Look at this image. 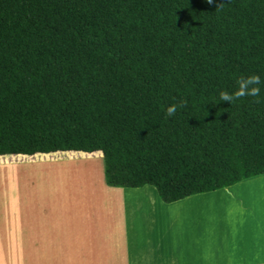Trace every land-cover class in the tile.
I'll use <instances>...</instances> for the list:
<instances>
[{
    "label": "trees",
    "instance_id": "1",
    "mask_svg": "<svg viewBox=\"0 0 264 264\" xmlns=\"http://www.w3.org/2000/svg\"><path fill=\"white\" fill-rule=\"evenodd\" d=\"M101 154L164 204L264 175V0H0V163Z\"/></svg>",
    "mask_w": 264,
    "mask_h": 264
},
{
    "label": "rangeland",
    "instance_id": "2",
    "mask_svg": "<svg viewBox=\"0 0 264 264\" xmlns=\"http://www.w3.org/2000/svg\"><path fill=\"white\" fill-rule=\"evenodd\" d=\"M106 187L102 154L99 159L0 163V211H6L3 206L8 207L9 202L17 205L19 201L26 209V218L37 225L41 221L42 227V234L15 239L11 231L4 234L0 216V264H121L119 252L116 263L94 253L105 249L101 244L104 234L115 240L109 250L118 248L121 256L127 252L129 263L139 259L140 264H264L259 241L264 229V175L193 195L168 207L157 206L160 200L153 187L148 186L153 191L143 188L133 193L131 199L137 197L139 203L153 208L147 212L148 206L142 210L125 205L129 223L125 224L121 248L118 208L106 218L104 210L95 205L101 198L103 204L107 201ZM80 197L85 198L84 204L89 197L95 200L87 213L92 216L89 228L94 235L83 233L75 217L66 213L71 202L80 201L77 206L81 209ZM9 214L15 219L11 210ZM172 228L177 239H170L169 249L158 247L159 241L167 240L168 232L173 235Z\"/></svg>",
    "mask_w": 264,
    "mask_h": 264
},
{
    "label": "crops",
    "instance_id": "3",
    "mask_svg": "<svg viewBox=\"0 0 264 264\" xmlns=\"http://www.w3.org/2000/svg\"><path fill=\"white\" fill-rule=\"evenodd\" d=\"M244 181V180H243ZM143 188H149V190H152V188L150 189V187L148 186H143L142 188H136V189H132V188H108L106 187V191H105V199L107 200L104 204L101 202L102 198L100 199L99 203H97L92 197H89L86 199L87 204H84V200L85 198L80 197V200H82V206L81 209L77 206L79 204L80 201L77 202H71V204L66 205L67 209H66V213L71 214L72 216L75 217V224L77 226H79L80 229L83 230V233L85 232L87 233H92L93 231L90 230V226L92 225V216H88V210H90V208L92 209L93 207V200L95 201V205H97V207L100 208V210H104L105 212V217L108 218L110 216V213L116 208H118L117 210V214L116 216L118 217L116 220L119 221V225H120V232L119 233V242H120V247H122V241L124 240V238H126L125 236L122 237L124 231H125V224L129 223V217L124 215L126 209H125V205H130V208L135 209L136 207H143L142 210L145 208V203H139L140 199L135 197V199H131V196L134 195L133 193L137 192V191H142ZM154 190V189H153ZM152 190V191H153ZM104 192V191H103ZM73 197L71 196L69 199H72ZM84 199V200H83ZM128 202H127V200ZM157 203L158 201L156 199H154ZM10 201V200H9ZM161 201H159V206H165V204H161ZM182 202L181 200L177 203ZM18 204L15 205V201H13V203L9 202V208L7 206H3V209L5 208L6 211L2 212L0 211V216H2V229L4 234L7 232H12L10 234H15V239H25V235H27V237H29L30 234H42V227L40 226L41 221L38 222V225L36 223V221H33L32 218L31 219H27L26 218V209L23 206V203H19V201L17 202ZM77 203V204H76ZM176 203V202H175ZM7 204V203H5ZM156 204V203H155ZM174 204V203H173ZM171 204V205H173ZM169 204H166L165 207H168ZM152 206H148V208ZM7 208V209H6ZM127 208V207H126ZM129 208V207H128ZM16 209V212L14 211ZM11 210L12 213L15 214V219H13L10 214L9 211ZM145 211H147V209H145ZM147 212H150V208ZM129 213V212H128ZM2 214V215H1ZM5 214V215H4ZM4 215V217H3ZM130 216V214H129ZM27 219V220H26ZM162 220H164V217H162ZM168 220V224H169ZM163 222V221H162ZM31 223L34 224V226H31ZM171 226V224H169ZM264 226V225H263ZM113 227V226H112ZM173 227V226H172ZM16 228L15 232H13V229ZM87 230V231H85ZM172 230V234H170V232L167 233V240H161L158 243V247H164L168 248V245H170V239L175 240L177 239V237H175V233H173V228L169 229V231ZM175 232V231H174ZM94 235V234H93ZM174 236V237H173ZM157 238V237H156ZM158 239V238H157ZM5 240V239H4ZM95 241V240H94ZM259 241H262V243L260 245H262L263 250H264V229H263V234L260 235ZM81 242V241H80ZM134 242H136L138 245L141 244V242L138 241V239H134ZM158 242V241H157ZM112 243L115 244V240L108 234H104V237H102V242L101 244L104 245L105 249H103L102 251L99 250V252L96 249V252L94 251V253L99 256V258H104V259H112V261H114V263H116L115 260L116 257L118 256V252L120 257H122L120 260L121 264H134L136 262V264H140L141 261H139V259L133 260L132 262L129 263L128 259H127V252H125L124 256H121L123 254V252L121 253L118 248H116V251L111 252L109 250V246L112 245ZM164 243V244H163ZM5 246V244H3ZM25 245V244H24ZM83 245V243H82ZM119 245V243H118ZM165 245V246H164ZM97 245L94 244L93 247H96ZM127 246V245H126ZM127 248V247H126ZM91 249V248H90ZM124 249V247H123ZM122 249V250H123ZM169 249V248H168ZM92 250V249H91ZM130 250V249H129ZM129 253L131 254V252L129 251Z\"/></svg>",
    "mask_w": 264,
    "mask_h": 264
},
{
    "label": "clouds",
    "instance_id": "4",
    "mask_svg": "<svg viewBox=\"0 0 264 264\" xmlns=\"http://www.w3.org/2000/svg\"><path fill=\"white\" fill-rule=\"evenodd\" d=\"M206 2L211 4L212 0H206ZM220 4L217 5L216 9ZM260 83H261V79L258 75L252 74L248 76H241L236 81L237 84L236 89L231 93L224 90L218 91L217 93L218 99L221 101H227L229 104H231L233 100H235L236 98L248 96L255 98V102L259 103L260 88L258 87V85H260ZM182 104L183 101H181L179 104L173 103L167 106L164 109L165 115L167 117L173 116L177 108L181 107Z\"/></svg>",
    "mask_w": 264,
    "mask_h": 264
},
{
    "label": "bare ground",
    "instance_id": "5",
    "mask_svg": "<svg viewBox=\"0 0 264 264\" xmlns=\"http://www.w3.org/2000/svg\"><path fill=\"white\" fill-rule=\"evenodd\" d=\"M247 190V189H246ZM184 203V202H183Z\"/></svg>",
    "mask_w": 264,
    "mask_h": 264
}]
</instances>
